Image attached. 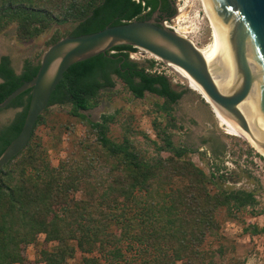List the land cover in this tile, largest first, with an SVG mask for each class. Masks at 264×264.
<instances>
[{
    "label": "trees",
    "instance_id": "obj_1",
    "mask_svg": "<svg viewBox=\"0 0 264 264\" xmlns=\"http://www.w3.org/2000/svg\"><path fill=\"white\" fill-rule=\"evenodd\" d=\"M148 8L150 11L155 8L148 0H0V35L14 25L19 40L31 41L54 26L75 24L69 36H81L133 20L144 21L151 13L143 14ZM60 39L62 37L54 35L49 46ZM134 50L119 46L106 54L73 64L64 73L48 105V108L69 105L72 116L85 120L90 128L96 130L99 148L109 158L121 157L131 172L115 177L105 192L97 194L98 206L79 202L76 209L82 214L92 215V221L86 217L87 225L79 222L77 235L65 230L83 217H76L73 210L64 211L62 217H49L61 189V172L47 166L46 181L41 180L39 185L24 184L23 171L21 180L13 179L14 162L29 149L34 132L42 122V115L24 151L0 171V264H20L19 244L31 243L39 234L44 235L45 243L76 242L71 249H44L41 259L45 264H67V260L74 258L76 253L81 256L79 264H101L100 260H104L105 264H213L202 245L207 232L218 227L216 211L231 204L238 208L254 204L252 194L242 191L210 195L205 187L204 173L190 161L181 160L187 150L172 147L169 139H165L163 149L172 152L173 157L164 161L158 159L151 164L139 157L128 141L116 143L107 137V118L94 124L80 114L96 106L100 92L114 87L113 78L137 99L149 93L161 98L165 108L178 102L183 93L174 91L165 76L148 73L129 60V54ZM37 70L38 64L26 60L21 72L16 74L9 57H2L0 103L30 81ZM29 100L30 90H26L7 107L21 111L7 125L0 126V154L19 134ZM173 175L186 178L189 185L176 196L169 193L170 205L158 207L145 193L160 178ZM137 199L145 204L140 206ZM156 208L158 210L154 212ZM150 217L156 218L155 224L152 223L154 218L148 221ZM107 218L122 227L120 237L108 234ZM153 225L155 228L151 235L140 229ZM125 241L129 242L127 249L136 251L133 259L127 260L122 253L120 245Z\"/></svg>",
    "mask_w": 264,
    "mask_h": 264
},
{
    "label": "rangeland",
    "instance_id": "obj_2",
    "mask_svg": "<svg viewBox=\"0 0 264 264\" xmlns=\"http://www.w3.org/2000/svg\"><path fill=\"white\" fill-rule=\"evenodd\" d=\"M172 1L177 10L176 17H182L177 25L173 22L176 17L167 25L188 27L192 32L186 38L197 48L207 46L211 32L200 0ZM74 27L75 24L54 26L38 38L22 41L16 36L15 26L10 25L0 35V58L9 57L13 70L20 73L26 60L39 64L54 35L67 37ZM129 60L148 73L165 76L174 91L183 93L182 97L175 105L165 108L161 98L145 93L142 99H137L113 78L114 87L100 92L96 106L80 114L94 124L107 118V137L116 143L128 141L139 157L151 164L158 159L164 161L173 157L172 152L163 149L165 139H169L174 148H184L187 151L181 160L190 161L204 173L205 187L210 195L237 191L252 194V206L238 208L231 204L216 211L218 227L207 232L202 249L208 253L213 264H264V155L241 138L228 134L201 96L162 62L155 61L153 56L139 49L129 54ZM155 63L158 65L155 66ZM70 110L69 105H54L44 112L29 149L14 162L13 179L21 180L23 171L24 184L39 185L41 180L46 181L47 166L61 172L62 180L68 183L64 184L61 180L55 208L49 217H62L64 211L73 210L76 217L82 216L83 220H77L65 230L77 235L79 222L87 225L86 217L92 221V215L82 214L76 209L78 203L83 201L98 206L97 194L105 192L115 177L128 174L131 170L121 157L109 158L97 145L96 130L90 128L85 120L72 116ZM20 111L6 109L0 112V126L7 125ZM156 182L145 195L158 207L170 205L169 193L176 196L189 185L186 178L177 175L160 178ZM91 187L95 189V194ZM139 201L140 206L145 204L137 199ZM110 221L109 218L105 220L108 222V234L120 237L122 227ZM155 221L156 218L152 223L155 224ZM154 226H142L144 228L140 229L151 235ZM34 237L31 243L19 244L20 264H45L41 259L44 249L51 251L57 247L71 249L76 246V242L70 240L64 244L56 241L45 243L43 234ZM128 243L125 241L120 245L127 260L136 255L135 250L127 249ZM74 255L67 260V264H79L80 254ZM100 261L105 264L104 260Z\"/></svg>",
    "mask_w": 264,
    "mask_h": 264
},
{
    "label": "water",
    "instance_id": "obj_3",
    "mask_svg": "<svg viewBox=\"0 0 264 264\" xmlns=\"http://www.w3.org/2000/svg\"><path fill=\"white\" fill-rule=\"evenodd\" d=\"M206 2L220 38L219 48L207 56L167 23V27L156 25L153 20H133L91 34L67 36L49 46L36 75L0 103V111H4L30 90L23 126L0 154V171L27 147L67 69L119 46L142 50L167 67L185 71L219 111L257 134L251 139L264 150V0ZM176 15L175 7L174 18Z\"/></svg>",
    "mask_w": 264,
    "mask_h": 264
},
{
    "label": "bare ground",
    "instance_id": "obj_4",
    "mask_svg": "<svg viewBox=\"0 0 264 264\" xmlns=\"http://www.w3.org/2000/svg\"><path fill=\"white\" fill-rule=\"evenodd\" d=\"M202 11L205 15V18L208 22V27L211 32V40L210 43L205 46L204 48H196L200 51V53L203 56H207L214 51H216L220 46V38L218 35V31L215 25V22L213 20V17L211 15V12L209 10V7L207 5L206 0H200ZM182 15H178L176 19L173 20L174 24L177 25L178 22L181 21ZM168 26V25H167ZM171 30L175 31L177 34L183 36L186 38L187 34L191 33L192 31L187 28H181L180 26L178 28H174L171 26H168ZM192 42V41H191ZM193 43V42H192ZM169 69L173 73H175L189 88H191L194 92H197L198 95L201 96V98L209 105V107L212 109L215 117L218 119L220 126L225 129L228 134L233 135L235 137L241 138L242 140L246 141L248 144H250L253 148H255L259 153L264 155V150H261L256 143L251 139L252 136L257 137L258 135L255 134L253 131H251L249 128L240 127L235 121L224 115L217 107H215L209 99L205 96L201 88L198 86V84L182 69H180L177 66L174 65H168Z\"/></svg>",
    "mask_w": 264,
    "mask_h": 264
},
{
    "label": "flooded vegetation",
    "instance_id": "obj_5",
    "mask_svg": "<svg viewBox=\"0 0 264 264\" xmlns=\"http://www.w3.org/2000/svg\"><path fill=\"white\" fill-rule=\"evenodd\" d=\"M155 8H148L143 14L150 13L146 20H153L156 25L164 24L174 19L175 7L172 0H148ZM167 27V26H166ZM4 57V56H3ZM2 58V57H1ZM0 58V59H1Z\"/></svg>",
    "mask_w": 264,
    "mask_h": 264
},
{
    "label": "built area",
    "instance_id": "obj_6",
    "mask_svg": "<svg viewBox=\"0 0 264 264\" xmlns=\"http://www.w3.org/2000/svg\"><path fill=\"white\" fill-rule=\"evenodd\" d=\"M111 53H113V52H111ZM130 58H133V56H130ZM155 58V57H154ZM155 61H158V62H161L159 59H157V58H155ZM158 65V63H155V66H157ZM154 70H157L156 68L154 69Z\"/></svg>",
    "mask_w": 264,
    "mask_h": 264
}]
</instances>
